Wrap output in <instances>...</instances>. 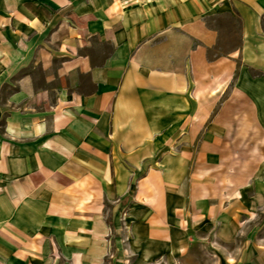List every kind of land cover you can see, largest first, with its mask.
<instances>
[{"label": "crops", "instance_id": "1", "mask_svg": "<svg viewBox=\"0 0 264 264\" xmlns=\"http://www.w3.org/2000/svg\"><path fill=\"white\" fill-rule=\"evenodd\" d=\"M248 186L264 0H0V264H184Z\"/></svg>", "mask_w": 264, "mask_h": 264}, {"label": "rangeland", "instance_id": "2", "mask_svg": "<svg viewBox=\"0 0 264 264\" xmlns=\"http://www.w3.org/2000/svg\"><path fill=\"white\" fill-rule=\"evenodd\" d=\"M252 189L248 186L243 195L245 217L237 218L239 233H230L232 240L221 244L215 243L216 227L209 234L199 233L197 244L182 253L188 258L184 264H264V202L254 204Z\"/></svg>", "mask_w": 264, "mask_h": 264}]
</instances>
